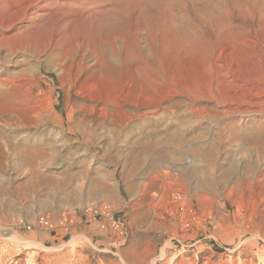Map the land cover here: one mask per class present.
<instances>
[{
    "label": "rangeland",
    "instance_id": "374dc122",
    "mask_svg": "<svg viewBox=\"0 0 264 264\" xmlns=\"http://www.w3.org/2000/svg\"><path fill=\"white\" fill-rule=\"evenodd\" d=\"M124 1L106 6L117 22L72 0H0V39L17 53L0 95V264H235L248 254L264 264L263 230L244 218L264 196L262 177L246 183L263 168L264 141H232L216 117L264 102V21L226 41L202 27L188 48L164 18L151 26ZM100 202L129 205L123 244L83 225L18 227Z\"/></svg>",
    "mask_w": 264,
    "mask_h": 264
},
{
    "label": "bare ground",
    "instance_id": "6f19581e",
    "mask_svg": "<svg viewBox=\"0 0 264 264\" xmlns=\"http://www.w3.org/2000/svg\"><path fill=\"white\" fill-rule=\"evenodd\" d=\"M112 3L114 5H116V6H120V4L122 3V0H72V4L70 3L68 5L76 6L77 8L79 6V8L83 9L84 11L86 10V12H89L90 19H94L95 20L96 18H98V17L100 18L101 16H104V15L106 17H108L109 15H112L115 12V7L116 6L114 7V9H112V8L111 9L110 8L107 9V7H106L107 5L112 4ZM125 3H126V5L127 4L129 6L131 5L134 9H136V11H138L139 13H141L143 15H145L146 13H149L148 14V21L150 22V25L153 24L154 21L156 23L157 18H160V17L164 18L165 23L168 26L167 28L169 29V27L171 25H173L171 27H174L182 35L183 44H184L185 47H188V48H193L195 46V42H196V38H197L195 36L198 34L199 31H201L202 27H204V28L206 27V29L209 28L210 30L214 31L221 38L225 37L224 40L226 41V40L232 39L233 36H235L234 35L235 32L236 33L243 32V24L248 22V21H250L254 16L258 15L257 17L259 18V20L260 21H264V0H125L124 4ZM124 4H123V6H124ZM189 6L191 7V11L190 12H191L192 16L194 14V17H190V14H189V11H188V8H190ZM50 8H51V6H50ZM56 8H58V7L56 6ZM95 8H98V9L101 8V10L95 11L94 10ZM124 8L125 7H123V9ZM58 9H60V7ZM119 9H121V8H118V10ZM119 11H121V10H119ZM133 12H135V11H133ZM138 12H136V13L138 14ZM234 12H238L239 16L238 17L235 16ZM82 14L84 15V17H86L85 16L86 13L83 12ZM114 14H115L116 19H117L116 15H118V16L120 15V14H116V12ZM141 14H139V15H141ZM145 16H147V15H145ZM80 17H82V16L80 15ZM72 18H73V16H72ZM119 19H117V22H119L118 21ZM62 20H64V19H62ZM164 20H163V23H164ZM239 21H241L242 24L237 23ZM102 22H104V21H102ZM113 22H115V21H113ZM146 23H148V22H146ZM155 23H154L155 26L153 25L154 27L157 26V24H155ZM157 23H158V21H157ZM69 24H67V25H69ZM72 24H73V22H72ZM108 24L112 26V23H107V25ZM61 25H62V23H61ZM115 25H117V24H115ZM147 25L149 26V24H147ZM160 26L163 27L162 24ZM64 27H65V25H64ZM163 28H166V27H163ZM167 28L164 29V30L166 31ZM172 29L173 28H171L170 30H172ZM135 31H137V30H135ZM161 31H162V29H161ZM195 33H197V34L194 35ZM201 33H202V31H201ZM134 34H137V33L134 32ZM137 35H135V36H137ZM199 35H201V34H199ZM3 38H5V37L2 36V38L0 39V95H8L9 94V89H10L9 87L12 86V84L15 83V78H12L9 75V74H11L10 73L11 70L8 68V66L11 64V61H12L11 58L16 56L15 54H17V53L14 52V51L12 52V51H9V50L6 49V47L3 45V43L5 41V39H3ZM199 38L200 37L198 36V39ZM240 41L241 42H243V41L246 42L245 39H242ZM3 52H5V53L3 54ZM7 88H9V89L7 90ZM258 105H260V104L258 103ZM250 108H251V106H250ZM217 115H220V123H221L220 125L224 127L225 133H227V135L229 136L230 139H232V141H237L238 140V141H242L244 144L245 143L249 144L250 142L255 141L257 139H262L264 141V102L261 103L260 106H258V107L257 106H253L250 110H247V111L243 110L241 112H238L236 110L235 111H232V110L231 111L230 110H225L224 111L223 110L222 112H216V117H217ZM238 148H240V147H238ZM149 150H150L149 147H147L145 149V151H149ZM194 150H196V149H194ZM235 152H236V150H235ZM196 153L197 152L194 151V153H193V151H192L191 154H196ZM197 154L201 155V153H197ZM199 155H198V157L196 156L194 158H199ZM24 157H23L21 162L24 165L31 166V164L33 163V161H31L32 159L31 160H29V159L27 160ZM201 157L199 159H202ZM28 158H29V156H28ZM207 158H209V157H207ZM192 159H193V156H192ZM133 165H136V163L135 164L133 163ZM133 168H134V166H133ZM160 173H162V172H160ZM160 173L158 175L159 177H160ZM164 173H165V175H168L169 172L168 173L164 172ZM169 174H171V173H169ZM261 177H262L261 180H263L264 179V165H263L262 169L258 165L257 174L251 180H247L246 183H249V185H252V184H254L253 180H255L257 178H261ZM33 178L31 179L30 182H27L26 184L21 185L18 188L17 191H19L20 194H28V193L31 194V192H33V189H34L33 182H34V179H36V178H34V179ZM156 180H158V179H156ZM257 180H259V179H257ZM261 180H259V181L261 182ZM259 181H257V182H259ZM263 182H261V183H263ZM238 184H240V183H238ZM261 187H262V185H261ZM260 193H261V191H260ZM258 203H259V205H257L256 208H249V214L247 216H244V218L247 219V221H249L247 223H250L252 215L255 216L256 219H257V222L252 223V228L259 229L260 231L263 230V233H264V196H262V198L258 201ZM173 205H172V207H173ZM157 208H158V206H157ZM174 208H176V206H174ZM162 209H161V211H164V212L166 211L165 209L164 210H162ZM156 213H154V214H156ZM161 217L162 216H160V218ZM164 217H165V215H164ZM164 217H163V219H164ZM166 218H167V216H166ZM147 220H148V218H147ZM155 222H156V220H155ZM247 223H245V224H247ZM150 228H152V227H150ZM155 229H154V231H155ZM153 233H155V232H153ZM167 233H169V232H167ZM255 233H252V234H255ZM162 235H165V233L163 234V231H162ZM21 258H23V257H21ZM99 261H101V260H99ZM99 261H98V263H99ZM19 263L20 264L22 263V259H17L16 260V264H19ZM91 263H93V262L91 261ZM95 263H96V261H95ZM86 264H88V263H86ZM204 264H205V262H204ZM235 264H263V263L257 257L248 254L246 256H243L242 259H240Z\"/></svg>",
    "mask_w": 264,
    "mask_h": 264
},
{
    "label": "built area",
    "instance_id": "2783aa9c",
    "mask_svg": "<svg viewBox=\"0 0 264 264\" xmlns=\"http://www.w3.org/2000/svg\"><path fill=\"white\" fill-rule=\"evenodd\" d=\"M184 211L185 207L182 206ZM130 212L129 205H124L122 208H115L113 205L100 202L87 205L79 211L64 215L59 220L52 219L47 214L38 215L33 223H21L18 227H23L27 231L31 230H73L77 225L86 227L97 226V228L106 232L113 238L114 242L121 245L127 239V213ZM198 217L193 214L192 217L185 220V225L189 226L191 222H196Z\"/></svg>",
    "mask_w": 264,
    "mask_h": 264
},
{
    "label": "crops",
    "instance_id": "0c3cea01",
    "mask_svg": "<svg viewBox=\"0 0 264 264\" xmlns=\"http://www.w3.org/2000/svg\"><path fill=\"white\" fill-rule=\"evenodd\" d=\"M84 229L86 232L88 230L89 233L92 234V236H95L97 238H101L103 242L109 243L111 242V237L108 233L100 231L97 226H90L86 227L84 226Z\"/></svg>",
    "mask_w": 264,
    "mask_h": 264
}]
</instances>
